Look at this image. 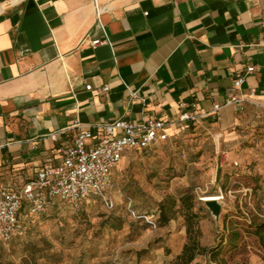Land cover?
Wrapping results in <instances>:
<instances>
[{
	"label": "crops",
	"instance_id": "obj_1",
	"mask_svg": "<svg viewBox=\"0 0 264 264\" xmlns=\"http://www.w3.org/2000/svg\"><path fill=\"white\" fill-rule=\"evenodd\" d=\"M263 42L264 0H0V185L60 163L77 120H173L187 102L228 130L229 93L264 108Z\"/></svg>",
	"mask_w": 264,
	"mask_h": 264
},
{
	"label": "rangeland",
	"instance_id": "obj_2",
	"mask_svg": "<svg viewBox=\"0 0 264 264\" xmlns=\"http://www.w3.org/2000/svg\"><path fill=\"white\" fill-rule=\"evenodd\" d=\"M236 118L225 131L197 124L152 149L129 151L114 171L112 205L102 198L82 206L58 201L26 234L0 243V264H173L188 240L183 194L193 198L204 246L219 241L229 217L244 236L226 254L229 264H264V245L248 231L253 214L264 217V108L238 110ZM169 195L178 212L153 229L143 215L157 213ZM207 195L221 197L218 219L202 199ZM205 261L198 255L191 264Z\"/></svg>",
	"mask_w": 264,
	"mask_h": 264
},
{
	"label": "built area",
	"instance_id": "obj_3",
	"mask_svg": "<svg viewBox=\"0 0 264 264\" xmlns=\"http://www.w3.org/2000/svg\"><path fill=\"white\" fill-rule=\"evenodd\" d=\"M103 42L105 41L96 38L92 40V45ZM254 69L253 65L248 66L246 72L251 73ZM244 81L245 74H237L234 90L239 89ZM86 88L92 90L93 86L88 84ZM99 90L105 92L109 87L105 85ZM134 95L135 92H131V96ZM224 104L236 105L239 110L245 109L243 97L235 91L228 94ZM191 106L182 102L179 115L173 120L146 117L138 122L116 118L88 127L75 121L77 132L73 142L62 149L60 163L43 167L36 178L16 190L0 185V243H8L22 235L32 222L39 219L58 200L79 206L91 199L102 198L112 205L113 192L116 190L114 171L125 155L131 150L149 148L170 139L177 132L186 131L198 117L190 109ZM222 107L220 103H215L214 110L218 112ZM171 128L175 129L172 133ZM51 137L58 139L56 133L51 134ZM132 202L128 198L130 206ZM143 216L156 229L159 211Z\"/></svg>",
	"mask_w": 264,
	"mask_h": 264
},
{
	"label": "trees",
	"instance_id": "obj_4",
	"mask_svg": "<svg viewBox=\"0 0 264 264\" xmlns=\"http://www.w3.org/2000/svg\"><path fill=\"white\" fill-rule=\"evenodd\" d=\"M195 125H197L195 122L191 123L188 129H191ZM159 143H156L149 148L140 150L142 151L152 149ZM217 179H220L219 175L217 176ZM180 200L182 203V207L186 209L185 217L187 221L188 240L184 244L182 251L177 255L173 264H191L197 258L198 255H205L206 261L204 263L196 264H229L228 260L226 259V254L236 250L240 246L244 237L243 229L234 220L230 219L229 217H225L224 232L221 235L219 241L212 246H204L199 239L201 235L199 222L194 221V219L197 218V213L192 211L194 208L193 198L188 194H183ZM58 201H56L50 206L56 205ZM177 206V200L170 195L161 200L159 202L158 210L159 221L161 223H168L171 219L175 218L178 212ZM30 228L31 224L22 235H19L14 239L26 234L30 230ZM248 228V231L257 236L260 243L264 245V217H260L257 214H253L250 218Z\"/></svg>",
	"mask_w": 264,
	"mask_h": 264
},
{
	"label": "water",
	"instance_id": "obj_5",
	"mask_svg": "<svg viewBox=\"0 0 264 264\" xmlns=\"http://www.w3.org/2000/svg\"><path fill=\"white\" fill-rule=\"evenodd\" d=\"M207 207L210 209L216 219L220 217L222 205L218 200H205Z\"/></svg>",
	"mask_w": 264,
	"mask_h": 264
},
{
	"label": "bare ground",
	"instance_id": "obj_6",
	"mask_svg": "<svg viewBox=\"0 0 264 264\" xmlns=\"http://www.w3.org/2000/svg\"><path fill=\"white\" fill-rule=\"evenodd\" d=\"M203 200H220L221 199V197L220 196H218V195H207V196H204L203 198H202Z\"/></svg>",
	"mask_w": 264,
	"mask_h": 264
}]
</instances>
